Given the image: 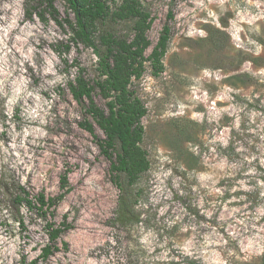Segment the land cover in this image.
I'll return each mask as SVG.
<instances>
[{"label":"rangeland","instance_id":"rangeland-1","mask_svg":"<svg viewBox=\"0 0 264 264\" xmlns=\"http://www.w3.org/2000/svg\"><path fill=\"white\" fill-rule=\"evenodd\" d=\"M140 1L154 17L147 54L166 23L172 33L164 72L152 75L147 63L132 85L147 107L150 168L137 184L140 221L124 228L114 222L110 162L68 87L80 72L93 83L97 57L70 41L68 26L27 17V7H46L41 0H0V177L49 196L64 171L71 184L55 213L74 225L62 236L69 248L39 264H262L264 0ZM54 5L67 16L66 0ZM22 211L30 236L0 226V264L29 261L47 241L43 221Z\"/></svg>","mask_w":264,"mask_h":264},{"label":"trees","instance_id":"trees-1","mask_svg":"<svg viewBox=\"0 0 264 264\" xmlns=\"http://www.w3.org/2000/svg\"><path fill=\"white\" fill-rule=\"evenodd\" d=\"M41 2L46 7L26 8L29 19L37 15L43 22L50 18L63 28L68 26L72 33L70 41L92 49L97 57L93 83L80 72L68 82V87L73 98L85 106L86 116L81 126L94 137L101 153L110 162V180L119 191L114 222L124 228L134 225L141 215L137 208L141 195L137 184L142 174L149 170L150 160L143 146L142 119L147 107L132 85L141 80L147 63L152 75L164 72L163 58L172 33L170 23L164 25L157 43L147 54L151 47L148 31L154 17L140 0H120L113 5L107 0H66L67 16L64 18L54 0ZM168 18H174L172 8ZM122 23L128 25V32L118 29ZM96 91L105 100L106 108L96 102ZM6 118V97L0 86V120ZM261 179L264 183V175ZM59 188L58 194L49 196L45 191L33 193L16 177H0V226H17L23 236H30L26 233L29 228L22 211L25 207L43 221L42 228L47 236L39 254L29 261L24 255L21 264H39L62 248H69L62 236L74 225L67 216L60 223L55 220L57 206L71 190L69 171L60 175ZM137 262L129 261L128 264H140Z\"/></svg>","mask_w":264,"mask_h":264}]
</instances>
